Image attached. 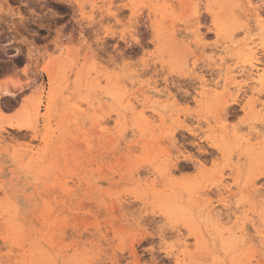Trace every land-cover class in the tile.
Here are the masks:
<instances>
[{
	"label": "rangeland",
	"instance_id": "obj_1",
	"mask_svg": "<svg viewBox=\"0 0 264 264\" xmlns=\"http://www.w3.org/2000/svg\"><path fill=\"white\" fill-rule=\"evenodd\" d=\"M249 9L0 0V264H264V88L210 83Z\"/></svg>",
	"mask_w": 264,
	"mask_h": 264
},
{
	"label": "bare ground",
	"instance_id": "obj_2",
	"mask_svg": "<svg viewBox=\"0 0 264 264\" xmlns=\"http://www.w3.org/2000/svg\"><path fill=\"white\" fill-rule=\"evenodd\" d=\"M246 1V0H245ZM254 1L255 0H247V6L250 8L249 10H253V12H255L254 14H256L257 16H261L262 13H264V11H261V7L258 5V6H255L254 5ZM258 1V0H257ZM263 3V8H264V0H259ZM254 6V7H252ZM262 8V9H263ZM247 12V11H246ZM246 14V13H245ZM244 14V15H245ZM253 14V13H252ZM248 16V14L246 15ZM245 16V17H246ZM237 17V16H236ZM262 18V17H261ZM260 20V19H259ZM259 26V24H258ZM264 30V28H261V30ZM245 30V33H249V29L246 28L244 29ZM260 30V31H261ZM219 32V31H218ZM244 32V31H243ZM220 34V32H219ZM220 38V36H218ZM260 40V39H259ZM264 41V39H263ZM263 41H259V44L261 45V48H262V51L264 52V43H262ZM232 42V40H231ZM247 46H249V49L250 50V53H252V58L250 59L249 63L247 66H244V67H241V66H238L236 67L235 69H229V68H223L225 67L224 64H222L220 67H219V73L217 75V79L212 82H210L215 88H223L224 91L225 90H230V89H233L235 91L233 92H236L237 94H240V93H246L248 91V89L251 91L250 93L254 95H259L260 92L263 90V89H256V88H250V86L252 84H256L257 86L261 87V88H264V66L260 68V64L261 63V60L259 58V52H258V45L255 41H251L250 43H247L245 44ZM252 46V47H250ZM254 46V47H253ZM217 49H220L219 47H216ZM247 49V48H246ZM249 52V51H248ZM221 62H223V59H220ZM224 72V73H222ZM256 72V73H255ZM253 73H255V77L253 75ZM243 78L242 81L238 82L237 81V78ZM203 78V77H202ZM238 78V79H239ZM205 80V79H204ZM200 82V80H198ZM203 84H207L205 83V81L202 82ZM209 83V81H208ZM209 83V84H210ZM208 84V85H209ZM201 85V84H200ZM255 85V86H256ZM204 86V85H202ZM203 88V87H201ZM210 88V87H209ZM206 91V90H205ZM213 91V90H212ZM232 91V90H230ZM157 92V91H156ZM5 93H8V91H5ZM158 94H161L162 92L159 91L157 92ZM251 94V95H252ZM200 96V95H199ZM238 97V95H237ZM255 97V96H254ZM247 98V97H246ZM251 101H249L250 103ZM253 104V102L251 103ZM249 105V104H248ZM247 106V105H246ZM245 107V106H244ZM250 107V106H249ZM254 108V107H253ZM245 111V110H244Z\"/></svg>",
	"mask_w": 264,
	"mask_h": 264
}]
</instances>
